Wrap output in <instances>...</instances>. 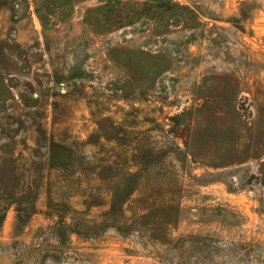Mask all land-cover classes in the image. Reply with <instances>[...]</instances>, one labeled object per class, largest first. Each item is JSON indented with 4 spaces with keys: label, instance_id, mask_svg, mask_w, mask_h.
<instances>
[{
    "label": "rangeland",
    "instance_id": "obj_1",
    "mask_svg": "<svg viewBox=\"0 0 264 264\" xmlns=\"http://www.w3.org/2000/svg\"><path fill=\"white\" fill-rule=\"evenodd\" d=\"M262 258L264 0H0V264Z\"/></svg>",
    "mask_w": 264,
    "mask_h": 264
},
{
    "label": "trees",
    "instance_id": "obj_2",
    "mask_svg": "<svg viewBox=\"0 0 264 264\" xmlns=\"http://www.w3.org/2000/svg\"><path fill=\"white\" fill-rule=\"evenodd\" d=\"M159 7H163V6L159 5V6L156 7V8H159ZM30 213H31V212H28L27 215H25V218H27L28 216H30ZM262 263L264 264V258H262Z\"/></svg>",
    "mask_w": 264,
    "mask_h": 264
}]
</instances>
